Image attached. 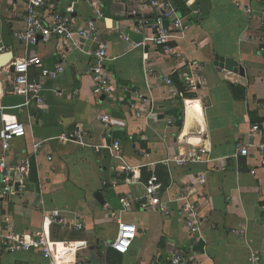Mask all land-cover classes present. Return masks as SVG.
<instances>
[{
	"label": "crops",
	"instance_id": "crops-1",
	"mask_svg": "<svg viewBox=\"0 0 264 264\" xmlns=\"http://www.w3.org/2000/svg\"><path fill=\"white\" fill-rule=\"evenodd\" d=\"M173 1L187 27L185 38L172 42L181 60L156 48L151 31H134L136 22L127 15L125 0H57L59 12L74 9L77 27L95 20V8L104 14L105 19L97 20L98 33L108 46L105 65L118 95L102 100L93 93L89 68L98 43L85 39L80 49L71 50L53 40L30 48L40 60L31 68L30 79L44 81L46 88L41 108L34 102L25 107V98L13 92L12 63L28 54L14 37L24 29V2L1 0L0 48L5 52L0 55L10 54L11 62L0 75V130L13 121L26 126L27 135L12 143L8 164L17 167L30 158L33 170L26 189L0 198V208L11 214L17 234L45 233L54 260L35 251L4 252L0 244V264H76L80 258L89 264H170V244L192 249L197 264H244L251 252L264 264V154L251 149L247 157H235L240 144L264 142L251 133L253 125H264V55L258 41L264 34V0H198L200 16L180 0ZM249 9L251 15L246 14ZM121 35L146 45L132 50ZM233 62L243 67V76ZM194 63L204 66L207 86L185 91L181 75ZM58 67L64 73L57 80L42 78L43 69ZM169 76L181 96H171L163 82ZM137 92L155 102V115L147 121L131 108ZM103 113H117L109 129L99 120ZM78 130L86 132L89 147L59 141ZM34 142L43 143L36 155ZM114 142L120 143V155L131 170L109 153ZM188 142L207 145L210 161L186 167L168 162L180 149L187 150ZM153 174L163 185L161 200L170 214L147 212L134 204L121 218L137 227V237L121 255L108 247L119 236L120 198L142 200ZM201 175L205 185L199 183ZM184 186L193 190L205 220L201 238L190 234L181 205L173 202ZM56 211L65 224L51 222ZM77 223L83 230H75ZM242 228L246 238L232 234Z\"/></svg>",
	"mask_w": 264,
	"mask_h": 264
},
{
	"label": "built area",
	"instance_id": "built-area-1",
	"mask_svg": "<svg viewBox=\"0 0 264 264\" xmlns=\"http://www.w3.org/2000/svg\"><path fill=\"white\" fill-rule=\"evenodd\" d=\"M24 2V29L14 33L15 39L25 46L27 57L13 62L14 67L12 74L13 92L25 98V107L32 102L39 107L44 108L46 91L44 81L34 82L30 79V70L33 66L39 64V57L30 50L40 43L48 44L53 40L60 41L65 47L71 50L81 48V42L85 39H91L98 43V48L93 54V62L89 68V74L92 76L94 83L93 93L96 97L105 96L113 99L117 96V89L112 83V78L106 69V62L109 61L107 56L108 46L100 42L98 33L97 20L105 19L100 9L95 8V20H89L86 24L76 26L72 18L73 8H68L66 12H59L57 8V0H22ZM110 2H119L121 0H108ZM127 6V15L136 22L134 31L143 33L151 31L153 33L154 45L160 48L162 53L169 57L174 56L176 60H181L182 56L175 52L172 42L185 38L187 27L185 17L181 13L180 8L173 0H150L143 2L141 0H125ZM187 8H190L192 14L200 16L201 11L197 7L198 0H180ZM1 3V0H0ZM94 5V4H93ZM153 13L154 19H149L146 14ZM252 10H247L246 14L251 15ZM1 23V17H0ZM168 24V25H167ZM132 50L143 48L146 42H134L129 36L121 35ZM259 51L264 55V36L258 38ZM4 48H0V54L4 53ZM149 72H152L149 70ZM64 73L63 67L55 70L43 69L41 76L44 80H57ZM185 91L197 90L198 87L207 86V77L204 66L194 63L187 72L181 75ZM164 84L171 89V96H181L180 92L174 87L171 76L163 78ZM127 91V89H125ZM117 92V93H116ZM122 92V91H121ZM128 92V91H127ZM137 99L132 102L131 108L136 116L146 121L155 115V102L152 98L145 97L140 93H136ZM62 96V94H58ZM146 109V110H145ZM1 114V108H0ZM100 122L106 129L110 128L112 117L108 113L99 116ZM172 120L169 124H172ZM204 133L205 130L201 129ZM251 133L254 136L263 137L264 125L255 124L252 126ZM27 135L26 126L19 121L7 122L0 130V198L7 200L12 196H17L26 189V182L32 174V161L30 158L17 167H10L8 164V156L14 140L24 138ZM87 134L85 131L78 130L67 136H60L58 139L61 143L76 142L82 147H89L86 142ZM42 142H34L33 152L36 155L41 148ZM188 149H180L177 156L168 160L180 167H186L191 164H201L209 162V147L207 145L195 146L188 142ZM111 156L120 160L127 171L131 170L123 158L121 157V145L114 142L111 147L107 148ZM251 149H259L264 154V142L254 143L248 141L240 144L237 148L235 157H247ZM148 156V155H147ZM255 174V172H253ZM201 185L206 184V178L201 175L199 178ZM163 185L156 174H153L145 184L144 198L137 199L132 195L120 198L121 210L120 216L116 218L119 225V236L110 247L117 253L125 255L137 237V227L122 221L121 216L130 211L134 204L139 203L142 209L147 212H158L169 215L170 210L161 200ZM193 190L188 186H184L181 193L174 199V203L180 204L181 215L184 219V225L193 236L201 238L203 236V227L205 220L199 213V203L193 200ZM144 201L143 203H141ZM0 218L3 220V227L0 229V244L4 252L20 253L35 251L40 253L45 259L53 261V252L51 243L45 233L37 234H17L14 228L11 214H6L0 208ZM51 222L53 224H65L59 211L51 214ZM84 226L82 223L75 224V230L81 231ZM247 230L245 228L232 230V234L239 236L241 239L246 238ZM170 257V264H197L196 257L192 249L184 250L173 244L167 249ZM76 264H89L87 260L80 258ZM244 264H260V256L251 252L246 263Z\"/></svg>",
	"mask_w": 264,
	"mask_h": 264
},
{
	"label": "water",
	"instance_id": "water-1",
	"mask_svg": "<svg viewBox=\"0 0 264 264\" xmlns=\"http://www.w3.org/2000/svg\"><path fill=\"white\" fill-rule=\"evenodd\" d=\"M11 59V55H0V75H4V72L3 70L9 66V62ZM233 65L236 67V73L239 72V74L241 76H243V73H244V69L242 66H239V64L237 62H233ZM14 67L12 66L11 67V72L13 71ZM2 93V90H1V84H0V95ZM105 99V96L102 97V100ZM117 115V113H113L112 114V123L114 122V119H115V116ZM96 199L102 204V205H105V202L103 201V198H102V194H97L96 195Z\"/></svg>",
	"mask_w": 264,
	"mask_h": 264
},
{
	"label": "trees",
	"instance_id": "trees-1",
	"mask_svg": "<svg viewBox=\"0 0 264 264\" xmlns=\"http://www.w3.org/2000/svg\"><path fill=\"white\" fill-rule=\"evenodd\" d=\"M264 36V34L263 35H261V36H259V37H263ZM179 89L181 90V91H183V84L182 83H180V86H179ZM257 122H263V120H253V123H257Z\"/></svg>",
	"mask_w": 264,
	"mask_h": 264
}]
</instances>
